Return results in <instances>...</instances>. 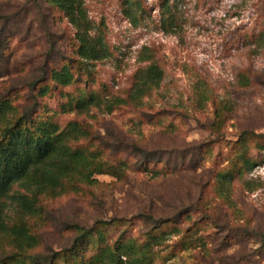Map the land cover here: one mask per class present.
Here are the masks:
<instances>
[{"label":"rangeland","instance_id":"1","mask_svg":"<svg viewBox=\"0 0 264 264\" xmlns=\"http://www.w3.org/2000/svg\"><path fill=\"white\" fill-rule=\"evenodd\" d=\"M161 1L84 0L108 51L93 61L45 0H0L5 122L31 133L76 122L86 134L69 145L98 165L92 182L63 179L59 195H40L35 214L4 200L9 224L25 222L37 243L18 252L2 235L0 264H112L119 253L132 264H264V0H169L166 13ZM64 64L72 83L44 79ZM152 64L160 79L141 84ZM91 92L101 106L77 111ZM114 97L126 101L107 112ZM244 152L255 164L239 175ZM224 173L234 178L222 185Z\"/></svg>","mask_w":264,"mask_h":264},{"label":"trees","instance_id":"2","mask_svg":"<svg viewBox=\"0 0 264 264\" xmlns=\"http://www.w3.org/2000/svg\"><path fill=\"white\" fill-rule=\"evenodd\" d=\"M49 5L59 10L74 28L76 40V54L84 60H100L107 56V48L100 37L92 35L90 22L87 19L84 0H45ZM163 13L169 10V0L160 3ZM257 41L264 46V32H260ZM161 70L154 64L146 70V81L157 82L160 79ZM44 79H48L54 85L66 86L74 79L73 72L66 64L59 67H51L45 72ZM48 90L47 85L40 88V94L44 95ZM139 93L140 88H136ZM137 97L130 94L129 100ZM122 97H114L109 103H103L107 112L112 111L113 106L125 102ZM101 99L94 93L76 99L74 108L77 111H86L90 106H101ZM13 106L6 100H0V123H6L8 113ZM86 131L80 129L76 122H70L68 126L59 129L51 123H40L31 133L19 127L16 123L5 124L0 133V237H7L9 243L18 252L32 248L37 243V237L32 234L26 223L9 224V217L5 209V201L13 206L16 214L30 215L38 212L36 203L42 194L59 195L61 181L63 179H79L83 182H92L91 177L98 171L95 162V153L83 148H72L70 139L84 136ZM251 133H242L238 140L245 148V142ZM259 139L258 148L264 149V133L256 134ZM244 152L240 157V167L237 174L241 175L252 169L255 160ZM97 165V166H96ZM234 175L224 173L219 175L218 182L222 185L230 183ZM15 187V189H13ZM124 242L117 246L122 248ZM130 247V245H127ZM30 256V255H29ZM112 264H132L125 253H119L112 257ZM125 257V259L123 258ZM127 258V259H126ZM32 261L34 257L30 256ZM127 260V261H126Z\"/></svg>","mask_w":264,"mask_h":264}]
</instances>
